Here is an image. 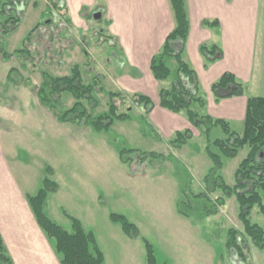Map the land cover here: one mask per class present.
Returning a JSON list of instances; mask_svg holds the SVG:
<instances>
[{"label": "rangeland", "instance_id": "rangeland-1", "mask_svg": "<svg viewBox=\"0 0 264 264\" xmlns=\"http://www.w3.org/2000/svg\"><path fill=\"white\" fill-rule=\"evenodd\" d=\"M38 2L37 7L27 9L16 31L0 38V49L9 55L5 58L0 54V148L21 184L35 195L46 177L56 181L59 190L49 194L46 212L68 230H72L74 217L93 231L106 264H147L144 240L154 246L157 264H264V249L250 244L248 259L243 262L227 248V229L243 227L235 196H227V204L220 213L201 223L177 212L176 203L186 198L183 190H200L205 185L204 176L213 166L205 149L207 139L201 135L181 149L169 148L149 121L147 124L144 107L135 103L131 93L120 90L118 80L99 78V72L101 77L107 76L106 56L114 60L123 58L120 46L105 40L110 34L108 20L103 16L96 19L93 8H89L90 21L83 34L69 25L61 26L57 34L60 42H55L45 26L28 41L31 31L44 21L41 12L46 1ZM98 11L101 10L95 13ZM0 20H5L1 12ZM59 22L60 18L55 21L58 25ZM76 36L84 42L78 43ZM23 48L29 50L26 58L16 52ZM100 59L101 67L96 64ZM76 65L85 83L101 79L104 91L95 93L98 106L89 107L93 116L107 112L115 101L122 112L129 108L130 118L115 120L110 129L102 131L90 124L60 122L58 114L75 100L65 92L60 109L42 104L38 91L43 73L71 75ZM12 68H18L26 80L11 82L8 74ZM116 74H120V69ZM110 92H120L121 96L112 100ZM230 125L232 133H243V123ZM226 137L221 126L213 128L210 135L211 141ZM122 149L138 151L128 153L129 159L124 162ZM151 152L163 158L146 157ZM248 152L249 148L244 147L236 158L224 159L220 172L230 185L236 183L235 171ZM222 194L219 190L214 196ZM114 212L138 226V238H131L120 224L111 220ZM251 219L264 227V214L257 207Z\"/></svg>", "mask_w": 264, "mask_h": 264}, {"label": "trees", "instance_id": "trees-1", "mask_svg": "<svg viewBox=\"0 0 264 264\" xmlns=\"http://www.w3.org/2000/svg\"><path fill=\"white\" fill-rule=\"evenodd\" d=\"M1 13L5 20H0V38L16 31L24 18L28 0H0ZM175 17V27L167 36L161 50L156 53L151 61V71L156 80L160 82L172 78L169 86L160 89V103L165 109L175 113H185L192 123L207 139L206 152L213 162V166L205 175V185L198 191L184 189L185 199L176 203L177 212L184 218L191 219L195 223L204 222L206 219L216 216L221 208L227 204V196H235L238 203V216L243 224L242 228L231 227L227 229L226 245L231 253L236 254L243 262L248 259L250 244L264 249V227L251 219L254 208L264 214V97L251 96L248 99L244 130L242 134L231 131V125L224 119L214 118L209 114L202 113L206 105L204 96L200 94L199 78L196 70L185 60V46L189 38L191 22L187 8V0H170ZM38 4V3H37ZM38 6V5H36ZM43 22H39L28 36L31 41L32 35L45 26L51 31L49 37L55 42L59 28L71 24L68 7L65 0H47L46 9L41 14ZM61 19L59 25L55 23ZM205 26L214 27L219 24L218 20H205ZM56 29L58 31H56ZM56 34V36H55ZM48 37L45 35L44 39ZM54 38V39H53ZM106 41L111 40L108 38ZM36 46V45H35ZM200 51L205 56L206 66L223 57V51L217 45L203 44ZM20 56L27 57L29 50L18 49ZM27 52V53H26ZM33 53V52H32ZM3 57L8 53L0 49ZM35 55L32 57V61ZM175 62L174 69L170 62ZM44 80L38 91L40 101L50 109H60L63 93L67 92L74 98L72 106L61 110L58 120L62 123L90 124L95 130H108L115 120H127L130 118L129 108L122 112L119 105L112 101L107 112L93 116L90 108L98 106V98L95 93H102L101 79L96 78L92 83H85L82 72L76 65L71 75L52 76L43 73ZM11 82L20 83L26 78L20 74L18 68H12L8 74ZM216 101L232 96L244 95L246 86L237 80L230 72L224 75L211 86ZM120 92H110V97L115 99ZM132 99L139 106L144 107V119L154 108L152 99L142 93L131 94ZM221 126L226 132L225 139L211 141L210 135L213 128ZM160 137V136H159ZM161 138V137H160ZM193 138L190 129L178 131L169 139L168 145L181 149ZM248 147L247 157L242 160L235 171L234 185H230L220 172L224 167L225 158H236L240 149ZM136 149H122L121 156L127 162L128 153L137 152ZM148 158H163L162 155L151 152L146 154ZM51 172V169H48ZM59 190V184L49 177L45 178L44 186L35 194H27L28 202L35 213L39 225L46 235L53 240L55 250L61 259V264H105V254L100 248L96 235L87 230L77 218H72V230L66 229L54 221L46 212L49 194ZM221 190L224 194L214 196ZM110 218L113 222L122 226L124 232L131 238L139 237L138 226L131 222L125 215L112 213ZM147 264H157L154 246L144 240ZM0 264H13L5 247L4 239L0 233Z\"/></svg>", "mask_w": 264, "mask_h": 264}, {"label": "crops", "instance_id": "crops-1", "mask_svg": "<svg viewBox=\"0 0 264 264\" xmlns=\"http://www.w3.org/2000/svg\"><path fill=\"white\" fill-rule=\"evenodd\" d=\"M45 1L42 12L47 6ZM65 3L71 19L69 27L79 34L87 30L89 8H93L94 13L101 10L103 18L108 20L111 45L120 46L123 58L114 60L106 56L107 76L101 77L99 72V78L118 80L120 90L128 94L148 95L154 108L148 114L147 124L150 123L169 148L167 141L178 131L190 129L193 137L200 139L201 132L185 113H175L161 106L160 89L169 86L172 78L160 82L151 71L153 56L161 50L175 27L171 1L65 0ZM36 5H39L38 0H28L26 11ZM187 8L191 28L184 58L199 78L200 94L206 100L202 113L230 124H244L249 97H264V0H187ZM208 19L218 20L219 24L205 26L203 22ZM77 41H82L79 36ZM203 44L217 45L222 49L223 57L206 66L205 56L200 51ZM103 59L97 60L96 64L101 67ZM170 66L174 69L175 62L171 60ZM117 69H120L118 75ZM226 72L244 83L246 92L216 101L211 86ZM27 194L30 193L0 148V233L12 263L61 264L54 242L39 225ZM48 215L52 218L50 213Z\"/></svg>", "mask_w": 264, "mask_h": 264}, {"label": "water", "instance_id": "water-1", "mask_svg": "<svg viewBox=\"0 0 264 264\" xmlns=\"http://www.w3.org/2000/svg\"><path fill=\"white\" fill-rule=\"evenodd\" d=\"M94 17H95L96 19H100V18L102 17V13H101V11L96 12V13L94 14Z\"/></svg>", "mask_w": 264, "mask_h": 264}, {"label": "flooded vegetation", "instance_id": "flooded-vegetation-1", "mask_svg": "<svg viewBox=\"0 0 264 264\" xmlns=\"http://www.w3.org/2000/svg\"><path fill=\"white\" fill-rule=\"evenodd\" d=\"M95 14V13H94Z\"/></svg>", "mask_w": 264, "mask_h": 264}]
</instances>
